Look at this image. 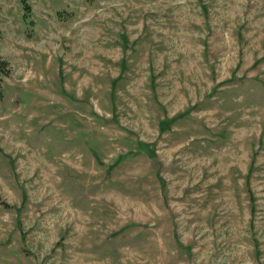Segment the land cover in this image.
<instances>
[{"label": "rangeland", "instance_id": "rangeland-1", "mask_svg": "<svg viewBox=\"0 0 264 264\" xmlns=\"http://www.w3.org/2000/svg\"><path fill=\"white\" fill-rule=\"evenodd\" d=\"M0 62V264H264V0H0Z\"/></svg>", "mask_w": 264, "mask_h": 264}, {"label": "trees", "instance_id": "trees-1", "mask_svg": "<svg viewBox=\"0 0 264 264\" xmlns=\"http://www.w3.org/2000/svg\"><path fill=\"white\" fill-rule=\"evenodd\" d=\"M2 64H3V62H0V68L3 67ZM168 121H169V120H168ZM160 128L162 129L163 127H160Z\"/></svg>", "mask_w": 264, "mask_h": 264}]
</instances>
